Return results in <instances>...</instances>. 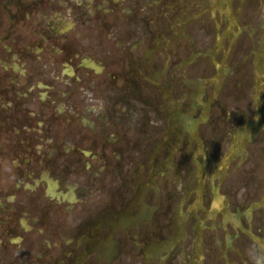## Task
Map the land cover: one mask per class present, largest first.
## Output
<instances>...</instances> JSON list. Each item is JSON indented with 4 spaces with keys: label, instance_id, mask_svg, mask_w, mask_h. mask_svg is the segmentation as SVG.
<instances>
[{
    "label": "flooded vegetation",
    "instance_id": "flooded-vegetation-1",
    "mask_svg": "<svg viewBox=\"0 0 264 264\" xmlns=\"http://www.w3.org/2000/svg\"><path fill=\"white\" fill-rule=\"evenodd\" d=\"M264 264V0H0V264Z\"/></svg>",
    "mask_w": 264,
    "mask_h": 264
},
{
    "label": "clouds",
    "instance_id": "clouds-1",
    "mask_svg": "<svg viewBox=\"0 0 264 264\" xmlns=\"http://www.w3.org/2000/svg\"><path fill=\"white\" fill-rule=\"evenodd\" d=\"M254 264H259V260L258 259L255 260Z\"/></svg>",
    "mask_w": 264,
    "mask_h": 264
}]
</instances>
